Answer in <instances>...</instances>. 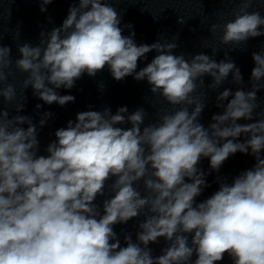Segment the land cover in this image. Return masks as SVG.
Returning <instances> with one entry per match:
<instances>
[{
    "label": "clouds",
    "instance_id": "9594fccd",
    "mask_svg": "<svg viewBox=\"0 0 264 264\" xmlns=\"http://www.w3.org/2000/svg\"><path fill=\"white\" fill-rule=\"evenodd\" d=\"M54 2L38 0L41 13ZM121 2L71 0L62 24L42 29L36 45L17 44L15 59L0 32V264H222L225 256L231 264H264V101L258 95L264 47L251 54L247 88L230 56L264 36V15L254 8L264 0H221L237 5L231 19L209 26L215 39L203 47L211 55L190 58L176 52L179 33L137 44L133 25L122 26L124 10L114 6ZM6 11L7 17L0 5L2 22L10 19ZM177 23L187 21L181 16ZM13 39H20L18 27ZM219 46L230 47L217 61ZM105 68L118 82L146 81L151 106L169 107L158 108L149 121L143 106L113 113L110 106L89 105L55 131L47 155L38 154V132L54 116L41 111L43 105L74 103V95L58 90H71L85 74L95 78ZM16 73L24 75L18 86ZM205 77L211 78L207 85ZM226 81L238 87L218 92L222 111L205 126L209 91ZM29 88L42 102L35 105L38 123L21 114ZM105 88L101 81L99 91ZM237 153L252 156L253 167L231 181L216 175L217 190L198 201L211 186L207 177ZM204 159L207 171L200 167ZM98 197H104L102 207ZM140 216L135 240L121 229L122 245L115 227ZM161 238L166 246L154 256L150 245Z\"/></svg>",
    "mask_w": 264,
    "mask_h": 264
}]
</instances>
